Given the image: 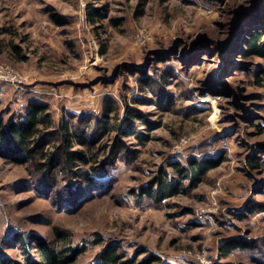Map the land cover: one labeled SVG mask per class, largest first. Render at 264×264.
I'll return each mask as SVG.
<instances>
[{"label":"rangeland","instance_id":"1","mask_svg":"<svg viewBox=\"0 0 264 264\" xmlns=\"http://www.w3.org/2000/svg\"><path fill=\"white\" fill-rule=\"evenodd\" d=\"M254 34L264 39V0H0V67L17 75L0 77L4 125L46 104L53 149L61 120L84 130L108 105L115 120L150 124L134 118L138 137L94 134L98 159L112 161L96 186L66 188L55 167L51 189L31 161L0 157V255L19 257L18 232L53 242L57 226L86 244L70 264H99L108 242L161 264H264V57L242 55ZM207 156L222 161L188 194L134 196L160 167ZM233 237L251 248L221 257Z\"/></svg>","mask_w":264,"mask_h":264},{"label":"trees","instance_id":"2","mask_svg":"<svg viewBox=\"0 0 264 264\" xmlns=\"http://www.w3.org/2000/svg\"><path fill=\"white\" fill-rule=\"evenodd\" d=\"M89 20L94 22V17L90 15ZM113 21L115 22L116 19ZM242 55L264 57V39L261 35L254 34L245 41ZM153 82L152 77H146L145 83L152 85ZM259 84L264 90V80ZM114 112L115 107L106 106L101 116L84 130L77 129L76 124L70 121L61 120L57 125L61 143L53 149H47L48 141H45V138L55 134L53 133L55 126L48 106L31 101L26 105L23 117L13 119L5 125L0 121V157L21 164L31 161L36 171L41 174L42 180L51 189L57 184L56 179L49 182L55 167L62 171L66 188L83 184L96 186L98 182L95 176L103 168L105 170L111 165L112 161L104 163L103 159H98L97 149H95L98 141L93 139L94 134L100 132V135H106L115 130L138 137V133L134 130V118H139L140 121L150 125L144 116L132 114L131 110L132 115L128 117L130 123H127V118L124 121L115 120V115H112ZM254 126L260 129V133L263 132L261 124L257 123ZM121 136L116 135L114 142L119 143ZM147 138H149L148 135H142L140 141L145 142ZM76 145L80 148L75 149ZM258 160L261 161L259 157L251 156L247 162L255 168L257 165L254 162L258 163ZM221 161L222 157L207 156L190 157L185 165L173 162L170 165L173 168L172 172L160 167L151 180L134 190L133 194L138 201L146 200L152 204H161L173 196L188 194L205 178L208 171L219 166ZM79 165L88 166L89 170L84 171ZM76 180L79 181L75 184ZM71 184L74 185L71 186ZM52 230L53 242L35 232L16 233L14 240L20 245L19 257L0 255V264H70L86 250L85 243L73 244L70 235L63 229L54 226ZM249 248H251L249 241L233 237L226 239L218 250L219 255L225 258L236 250ZM138 256V253L129 256L119 245L108 242L98 253V260L99 264H153L156 262L161 264L160 259L155 255L143 258Z\"/></svg>","mask_w":264,"mask_h":264},{"label":"built area","instance_id":"3","mask_svg":"<svg viewBox=\"0 0 264 264\" xmlns=\"http://www.w3.org/2000/svg\"><path fill=\"white\" fill-rule=\"evenodd\" d=\"M0 77L4 78L5 80L14 81L17 78L16 73L13 71V69H10L8 67H0ZM199 261L201 264H206L205 259L199 255Z\"/></svg>","mask_w":264,"mask_h":264}]
</instances>
